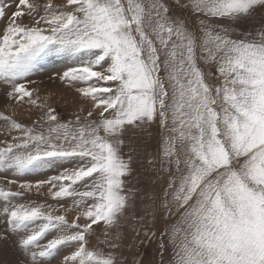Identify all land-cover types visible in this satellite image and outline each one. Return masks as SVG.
<instances>
[{"label":"snow or ice","instance_id":"1","mask_svg":"<svg viewBox=\"0 0 264 264\" xmlns=\"http://www.w3.org/2000/svg\"><path fill=\"white\" fill-rule=\"evenodd\" d=\"M258 8L264 0L0 4V82L40 113L28 123L0 112V172L44 177L0 186V241L15 238L22 264H122L128 219L139 243L170 244L173 264H264V27L233 32ZM57 59L89 105L70 119L24 83ZM153 123L164 138L148 163L166 177L171 220L159 234L153 197L135 211V149L124 152ZM33 190L46 199H25Z\"/></svg>","mask_w":264,"mask_h":264},{"label":"rangeland","instance_id":"2","mask_svg":"<svg viewBox=\"0 0 264 264\" xmlns=\"http://www.w3.org/2000/svg\"><path fill=\"white\" fill-rule=\"evenodd\" d=\"M10 0H0V4L8 6ZM54 4H62L63 0H53ZM4 21H0V28L4 26ZM189 23L199 25V20L190 17ZM264 27V9H257L253 15L233 25L234 35H241L247 32H257ZM69 62L61 59L48 63L41 71L30 76L24 83L31 90H36L34 95H39L41 100L47 99L63 119H70L73 113L79 112L81 108L88 109L89 105L80 94L76 91V87H69L60 80V76L69 67ZM10 87L0 82V112L12 114L18 120L30 123L39 116V110L30 108L27 104L16 105L10 102L5 95ZM85 113H81L84 115ZM2 123V122H0ZM130 138H126L124 152L127 156L129 148H134L131 153L133 156L132 172L126 177V188L131 189L136 199L135 211L138 213L143 204L146 203L145 196L155 199L157 205L156 219L154 221V231H159L170 224L171 220L164 217V210L160 207V200L163 190L166 186V177L156 169L153 170L148 160L153 155L158 156L161 148V141L164 138V131L157 123H153L142 132L130 133ZM43 179V176H29L18 178L10 172H0V186L6 185L7 180L11 179H28L35 181ZM15 187V186H12ZM35 199L42 202L46 199V195L42 190L41 193H27L25 199ZM133 211L130 209V212ZM175 219V215L172 217ZM134 221L131 219L122 223L120 235L122 237V247L118 251L122 253V264H173L174 250L170 244L161 250L157 240L153 238L150 242L139 243L143 238L136 237L132 231ZM3 226L0 225V228ZM115 232V230H113ZM104 239L103 228H97L96 234L90 237V246L100 244ZM167 241V237H165ZM23 257L16 247L15 238L9 237L6 241H0V264H22Z\"/></svg>","mask_w":264,"mask_h":264}]
</instances>
